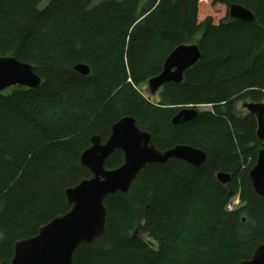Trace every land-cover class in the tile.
I'll return each mask as SVG.
<instances>
[{"label": "trees", "instance_id": "obj_1", "mask_svg": "<svg viewBox=\"0 0 264 264\" xmlns=\"http://www.w3.org/2000/svg\"><path fill=\"white\" fill-rule=\"evenodd\" d=\"M231 5L256 22L230 19ZM192 44L200 62L147 102L141 89L173 49ZM3 57L32 65L43 81L0 93V261L70 211L66 190L92 177L82 153L126 116L160 151L188 145L207 161L144 167L127 195L104 201L106 230L77 248L74 264H238L264 243V199L242 171L261 143L255 117L236 113L241 98L264 101V0H0ZM81 64L88 76L75 70ZM183 108L199 116L173 124ZM123 155L115 151L106 169ZM240 180L242 204L232 208Z\"/></svg>", "mask_w": 264, "mask_h": 264}, {"label": "water", "instance_id": "obj_2", "mask_svg": "<svg viewBox=\"0 0 264 264\" xmlns=\"http://www.w3.org/2000/svg\"><path fill=\"white\" fill-rule=\"evenodd\" d=\"M229 16L232 20L255 23L254 14L240 5H231ZM202 59V50L197 44L180 45L163 62L162 72L148 82L151 94L168 84H181L186 71ZM33 66L19 62L14 57L0 58V93L16 86L38 89L42 78ZM81 75L88 76L90 68L83 64L75 66ZM257 120V136L264 142V103L242 104ZM199 116L195 108L180 110L173 118V124L183 125ZM152 135L139 129L134 117L126 116L112 126L110 138L103 143L100 136L91 139L80 163L90 171L92 177L66 190L65 197L70 211L60 215L47 225L40 227L38 235L20 240L15 244L14 257L9 264H74L73 256L78 247L92 244L106 230L107 210L104 201L117 193L126 194L148 165H166L171 159L184 161L190 166L200 167L207 161V154L188 145H178L167 151H160L154 145ZM115 151H122L124 163L114 170L106 169L107 159ZM218 181L229 184L232 175L216 174ZM254 192L264 199V148L258 150L257 162L249 176ZM249 260L238 264H264V243L260 244ZM0 264H8L0 261Z\"/></svg>", "mask_w": 264, "mask_h": 264}, {"label": "rangeland", "instance_id": "obj_3", "mask_svg": "<svg viewBox=\"0 0 264 264\" xmlns=\"http://www.w3.org/2000/svg\"><path fill=\"white\" fill-rule=\"evenodd\" d=\"M47 1V0H46ZM141 91H142V96H143V98L147 101V102H149V103H153L154 104V102H156V100L154 99V95L153 94H150V92H149V90H148V86L147 87H145V88H143V89H141ZM153 95V96H152ZM244 102H248V103H250V102H252L251 101V99L250 98H248V97H244V98H241V100L239 101V102H237V104H236V113H237V115L239 116V117H247V116H249L250 114H249V112H247V110H245V109H243V107H242V104L244 103ZM262 103H264V101L262 102ZM200 109H201V107H200ZM203 109V108H202ZM201 109V110H202ZM254 116V115H253ZM255 117V116H254ZM255 119V123H254V125H256V123H257V120H256V118H254ZM256 132H257V125H256V128H255V135L257 136V134H256ZM243 163V167H242V171H245V170H247L248 171V175H249V173H250V171L255 167V165H256V163H255V165H250L249 166V163H251V160H248V162L246 163L244 160L242 161ZM256 162H257V160H256ZM248 166H249V168H248ZM241 180L237 183V185H238V188L236 189V190H238V192H237V199L233 202V203H231V207L233 208V207H239L241 204H242V200H241V198H240V196L242 195V191H243V186L241 185Z\"/></svg>", "mask_w": 264, "mask_h": 264}, {"label": "flooded vegetation", "instance_id": "obj_4", "mask_svg": "<svg viewBox=\"0 0 264 264\" xmlns=\"http://www.w3.org/2000/svg\"><path fill=\"white\" fill-rule=\"evenodd\" d=\"M166 86H167V85H166ZM166 86H163L162 89H161V88L158 89L159 91L156 92V93L154 94V99L156 100V102L158 101V99H160V97H161L160 95L164 94V91H165L164 88H165ZM149 92H150V91H149ZM150 94H151V93H150ZM152 96H153V95H152ZM156 102H154V103H156ZM244 103H246V102H244ZM244 103H243V104H244ZM183 109H186V108H183ZM181 110H182V109H181ZM245 110H246V109H245ZM179 111H180V110H179ZM179 111H178V112H179ZM178 112H176V114H177ZM176 114H174V117H175ZM250 115H252V114H250ZM174 117H173V118H174ZM173 118H172V121H173ZM172 123H173V122H172ZM189 123H190V122H189ZM261 148H264V146H262V143L260 144V149H261ZM258 150H259V149H258ZM231 175H232V174H231ZM232 177H233V176H232ZM232 179H233V178H232ZM226 185H227V184H226Z\"/></svg>", "mask_w": 264, "mask_h": 264}, {"label": "bare ground", "instance_id": "obj_5", "mask_svg": "<svg viewBox=\"0 0 264 264\" xmlns=\"http://www.w3.org/2000/svg\"><path fill=\"white\" fill-rule=\"evenodd\" d=\"M176 48H177V47H176ZM176 48H175V49H176Z\"/></svg>", "mask_w": 264, "mask_h": 264}]
</instances>
